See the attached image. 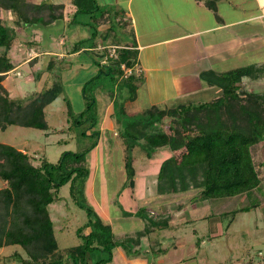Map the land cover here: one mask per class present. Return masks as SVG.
<instances>
[{
	"label": "trees",
	"instance_id": "1",
	"mask_svg": "<svg viewBox=\"0 0 264 264\" xmlns=\"http://www.w3.org/2000/svg\"><path fill=\"white\" fill-rule=\"evenodd\" d=\"M71 5L75 11L72 19L65 24L76 23L77 15L84 16L87 21L83 25L89 29V33L85 39L74 42L69 51L87 52L97 49L98 45L105 47V44L95 42V39L99 33L111 30L112 18L115 16L108 9L101 8L97 0H71ZM5 12L9 14L11 25L3 22ZM63 16V4L0 0V131L9 126L41 131L48 129L44 108L63 92L58 77H55L50 87L42 92L31 93L25 99L10 98L1 82L13 69L9 51L16 38L14 26L25 31L47 28L57 22L64 24ZM106 24L108 27L100 30ZM117 24L122 29L126 23ZM110 44L116 47L114 56L110 57L106 53L104 65L99 60L94 61L98 68L97 76L111 75L124 82L122 87L127 89L128 97L132 100V93L141 79L134 74L123 78L120 67L134 68L137 60L135 45L114 40ZM51 67L53 64L48 62L47 70ZM263 75L264 66L240 67L223 73L202 72L199 77L206 85L219 88L217 97L200 103L167 107L151 105L133 115L123 112L122 117L117 116L118 133L125 145L124 186L134 187L132 149L139 147L147 158H152L160 150L171 154L161 161L156 173L155 192L158 196L194 191L191 200L209 202L239 195L247 197L259 189L257 167L260 163L255 162L254 154L256 147L264 143V92L250 93L242 88L241 82L245 78L257 80ZM83 90L82 94L88 102L85 111L79 114L81 121L95 104L94 98L85 96ZM240 91H245L249 96L241 95ZM122 105L120 111H123ZM91 116L85 119L92 118L91 125H94L96 121ZM164 118H169L173 123L170 134L160 128ZM80 120H76L77 125H80ZM191 136L200 138L196 148L187 140ZM95 145L91 144L83 152H62L54 163L42 159L38 165H34L27 153L0 143V179L5 182L4 187L0 188V249L18 247L24 257L15 251L11 258L16 263L112 264L116 248H121L127 257L137 254L133 248L139 244L144 233L153 228H169L168 222L173 215L157 221L139 211L136 214L148 221L143 233L138 232L135 239L126 237L115 240L111 226L103 222L86 200L85 183L90 171L85 162ZM182 149L186 153L177 160L173 153ZM64 185H68L73 204L85 212L86 221L75 230L78 244L60 249L48 206L61 199L59 190ZM251 207H256V204L233 209L229 214L234 216L247 212ZM123 213L131 215L130 212ZM9 260L8 256L4 262L11 264Z\"/></svg>",
	"mask_w": 264,
	"mask_h": 264
},
{
	"label": "rangeland",
	"instance_id": "2",
	"mask_svg": "<svg viewBox=\"0 0 264 264\" xmlns=\"http://www.w3.org/2000/svg\"><path fill=\"white\" fill-rule=\"evenodd\" d=\"M30 1L64 4L67 2V0ZM100 3L101 8L108 9L115 17L112 18L111 30L108 33H99L95 42L107 45L113 40L122 43L123 40L130 39L129 23L123 24L122 29L117 24V22L126 23L127 20L120 17V9L116 6L115 0H100ZM65 13L68 17L71 11L66 9ZM3 17V22L11 25L12 21L8 12H5ZM86 21V17L77 15L74 24L64 25L62 22H57L47 28H30L26 31L14 26L16 38L9 56L14 67L19 63L21 65L9 73L3 83L5 87L10 88V97L25 99L34 91L42 92L49 86L53 74L52 72V75L43 73V65L47 62H41V58L47 60L48 56H37L35 60L25 61L26 63H22L23 59L25 57L29 59L30 55L35 54L29 52L31 48L34 52L37 50L40 53L47 50L54 53L62 52L61 36L66 41L65 48L70 49L74 42L88 36L89 29L83 25ZM74 32H77L76 39H73ZM122 33H125V36H122ZM107 50L109 49L99 48L82 52L75 58V65L78 68L75 67L65 72L66 74H60L63 92L44 109L45 121L49 126L47 130L9 126L6 130L0 131V143L25 151L34 165H38L42 159L54 163L62 152H83L88 146L96 143L86 157L85 163L90 173L85 183V195L87 202L95 209L103 222L111 226L115 240L120 241L126 237L135 239L138 232L143 233L148 221L136 214L139 211L157 221L168 215L174 217L168 222L171 228H153L144 233L139 244L133 248V251L138 253L128 256L131 261L137 258L141 259L143 264H264V186L260 185V188L253 191L250 196L241 195L236 201L234 199L224 202L223 199L218 202L209 201V207L207 206L205 210L212 215H215V208L224 203L219 210H228L231 208L230 203L234 201L233 207L236 208L256 204V207H251L249 211L240 212L234 216L229 214V210L226 211L227 215H218L221 230L218 235H214V226L210 219L200 218L185 223L186 214L183 211L188 212L198 203L191 200L194 191L181 195L156 196V173L161 161L171 155L168 151L160 150L155 152L152 158H147L139 147H134L132 149L134 187L124 186L125 145L118 133L119 125L116 117H122L123 112L127 115L139 113L151 104L162 107L163 103L160 101L164 97L171 98L178 94L179 85L175 84L174 87L177 86L175 89L169 83L164 85L156 81L149 87L138 84L137 89L132 93L131 100L127 89L122 87L124 82L111 75L97 76L98 68L94 61L99 60L104 65L102 61H105L104 55L108 53ZM28 52L30 55L27 54ZM37 59L38 62L35 63ZM251 60L253 61L252 57ZM256 61L258 60L254 59L253 62L256 63ZM39 72L42 73L41 81L36 82L34 77ZM155 77L159 78L157 75ZM196 80L195 85L198 89L202 87L201 83L204 88L209 87L200 77ZM158 86L162 89H158ZM242 88H246L250 93L264 92V84L256 85V87L242 86ZM210 89L215 95L220 94L219 88L214 86L209 87ZM82 90L85 91V96L94 98L95 104L91 108L94 114L91 116L90 112L81 121L79 114L85 111L86 102H88ZM212 96L214 94H210L209 91L207 96L191 98L190 102H204ZM121 103H123V109H121L123 111L119 110ZM178 103H181L179 98H172L169 101L171 105ZM89 115L96 121L94 125H91L92 118L85 119ZM77 119L81 121L80 125L76 124ZM172 126L173 123L169 118H164L160 123V128L168 134ZM187 140L193 144V148L200 143V138L195 136ZM256 151L254 160L261 163L260 161L264 158V143L261 142L256 147ZM185 153L182 149L174 152L173 155L180 160ZM260 166L257 167L258 171H261ZM4 185L5 182L0 179V188ZM59 197L61 199L50 204L48 210L54 225L55 238L61 249L78 244L75 230L86 221V215L71 201L68 185L60 188ZM205 210L202 209L201 212L205 213ZM125 211L130 212L131 215H125L123 213ZM189 213L192 215L191 211ZM231 218L233 219L230 221ZM193 229L196 230L195 233ZM15 251L23 255L16 246L3 247L0 251V264L2 262L6 264L8 256L9 263L18 264L11 258ZM124 257L121 248H116L112 264H127Z\"/></svg>",
	"mask_w": 264,
	"mask_h": 264
},
{
	"label": "crops",
	"instance_id": "3",
	"mask_svg": "<svg viewBox=\"0 0 264 264\" xmlns=\"http://www.w3.org/2000/svg\"><path fill=\"white\" fill-rule=\"evenodd\" d=\"M97 1L102 5L100 0ZM115 3L120 9V17L125 18L126 25L129 23L131 27L130 39L123 40V43H134L135 45L137 60L134 66V75L141 79L139 85L149 87L155 81L164 85L169 83L173 87L175 84L179 85L178 94L171 98L164 97L160 101L163 103L162 107L171 106L169 101L172 98L181 99V103L178 104L191 103V98L207 96L209 91L214 96L206 101L217 97L211 89L209 90V87L212 86L204 88L201 83L202 87L198 89L195 85L196 78H199L202 72L223 73L240 67L264 65V0H115ZM58 4H63V22L65 24L72 19L75 7L71 5V0H67L65 4ZM66 9L71 11L68 17L65 13ZM107 26V24L102 26L100 30H105ZM76 35L77 32H74L73 39H76ZM60 39L63 44L62 52L54 53L47 50L40 53L37 50L34 52V49L31 48L32 50L29 52L35 54L31 56L28 52L29 59L25 57L22 61V63L30 62L37 56H48L47 60L41 58V62H47L43 65V73L51 74L52 72L53 78L45 89L50 87L55 77L60 80V74L75 68V58L82 53V51L71 53L68 48H65V39L62 36ZM47 47L49 48V45ZM110 47L115 46L109 42L105 47L98 45L96 50L99 48L109 49ZM251 57L253 61L254 59L258 61L254 63ZM37 62L38 59L35 63ZM48 62L53 64L49 70H47ZM20 65L19 63L16 67ZM16 67L13 64V69L8 74L13 72ZM155 75L159 78L157 79ZM41 76V72L36 73L34 77L36 82L41 81ZM5 79L6 77L1 84L10 97V88L3 84ZM262 84H264V75L257 80L245 78L241 82L244 87H256V85ZM157 88L162 89L161 86ZM174 88L176 89L177 86ZM22 152L26 153L23 150ZM255 152L257 153L256 149ZM260 162V185L264 186V158ZM240 197L241 195L223 199V202L229 199L236 201ZM211 201L218 202V200ZM234 202L230 203L229 211L236 209L235 206L233 207ZM208 203L198 202L188 212L183 211L186 214L185 223L200 218L210 219L214 226V231H212L214 235H218L221 232L218 215L228 210H219L224 203L221 206L218 205L215 208V215H212L205 210L209 207ZM202 209L205 210V213L201 212ZM190 211L192 215H190ZM173 219L174 217L171 220ZM216 226L219 230H216ZM169 228H171L170 225ZM193 232L195 233L196 230L193 229ZM124 258L127 264H143L141 259L135 258L131 261L126 255Z\"/></svg>",
	"mask_w": 264,
	"mask_h": 264
},
{
	"label": "built area",
	"instance_id": "4",
	"mask_svg": "<svg viewBox=\"0 0 264 264\" xmlns=\"http://www.w3.org/2000/svg\"><path fill=\"white\" fill-rule=\"evenodd\" d=\"M115 49H116V47H110L109 48V50H108V53H109V56L111 57V56H114V53H115ZM104 63V62H103ZM121 70L123 71V74H122V77L123 78H127V77H129L130 75H132V74H135V72H134V68H125V66L124 65H121Z\"/></svg>",
	"mask_w": 264,
	"mask_h": 264
},
{
	"label": "water",
	"instance_id": "5",
	"mask_svg": "<svg viewBox=\"0 0 264 264\" xmlns=\"http://www.w3.org/2000/svg\"><path fill=\"white\" fill-rule=\"evenodd\" d=\"M240 94L249 96L245 91H240Z\"/></svg>",
	"mask_w": 264,
	"mask_h": 264
}]
</instances>
